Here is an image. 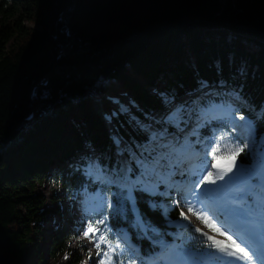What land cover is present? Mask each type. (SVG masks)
<instances>
[{
	"label": "trees",
	"instance_id": "16d2710c",
	"mask_svg": "<svg viewBox=\"0 0 264 264\" xmlns=\"http://www.w3.org/2000/svg\"><path fill=\"white\" fill-rule=\"evenodd\" d=\"M208 87L216 97L199 99L202 105L226 104L233 93L257 113L239 106L261 159L264 0H0V264H31L32 256H44L38 245L46 240L47 217L36 187L49 175L68 196L88 186L112 200L113 209L91 219H103L98 227L112 243L129 235L140 256L124 250L128 264H141L157 247L151 241H176L168 223L181 214L174 206L168 217L163 213L171 198L137 187L135 214L127 191L92 183L79 170L94 154L113 177L122 181V160L134 177L139 171L131 158L159 152L145 150L154 130L180 136L171 124L152 119L173 104L182 111ZM223 133L244 149L235 157L251 169L227 121L211 122L199 139ZM176 233L183 235L182 249L207 250L190 226ZM50 240L52 258L69 251L62 230Z\"/></svg>",
	"mask_w": 264,
	"mask_h": 264
},
{
	"label": "rangeland",
	"instance_id": "374dc122",
	"mask_svg": "<svg viewBox=\"0 0 264 264\" xmlns=\"http://www.w3.org/2000/svg\"><path fill=\"white\" fill-rule=\"evenodd\" d=\"M25 24H26L25 26L27 28L33 27V25H31L28 22H26ZM34 30H37V27L34 26ZM214 92H215V90H212L209 87L208 88H202L201 91L195 93V95L193 97H190L189 100L191 103L189 104V107H186L185 109H183L181 111L177 107V105L173 104L172 107L170 105V110L167 111V113H165L164 116L158 115L157 117H155L156 121H153L154 124H161L162 125L164 123H167V124H171V126H173L174 128L178 127L179 134H181L182 137L180 139L175 138L174 135H170L168 137V135L166 134L167 132L165 130L157 131L154 133L155 140L154 141L151 140V143L148 144V148L146 147L147 149H145V150L150 152V151H154V149L157 148L159 150L158 153H160L162 151H167L168 149L166 146L174 144V143H170L171 140H173V141L176 140L175 142H177V144H184L186 141H190L189 140L190 137L193 136L194 139L192 138V144H193L192 147L194 148L195 144L198 145V147H199L198 153H199V157H200V155L203 153V148H204V145L206 144V141H207V140L206 141H200L199 136H198L200 133L199 130H201L200 128L203 127V124L205 126L215 119H218L220 121H222V120L227 121L228 124L230 125L229 126L230 130H232V132L237 135V137L241 141V143H243V145H244V147H245V149H246V151L250 157L252 170L255 171L256 176L259 177L257 179L258 185L254 186L253 191H248V193H250V195H249L250 197H248V194L246 191V192L242 193V195H241L242 199L241 198L240 199L243 200L244 203L250 204L251 208L253 210H255L256 213L261 215L260 211L257 209V203H256L257 200L259 199L258 194L261 191V188H260L261 177H260L259 172L257 171V169L259 168L258 162L260 161V159H258L259 155H258V150H257V144H255V142L253 141L255 134H254V130H253V127L251 126V124L248 123L246 120L241 119V117L239 115V106H242L243 108H246V109H249V107L247 105H245L244 103H241L240 101H238L237 98H235L232 95L233 93H229L228 94L229 100L227 101L226 104H223L222 102H218V99H216L217 102L213 103L216 105H221V104L225 105V108L223 110H220L218 112H215V114H213V115H215V118H213V115H209L207 117H201L200 113L204 109H206L209 105L208 106L202 105L201 103L198 102V100L201 98L202 99L214 98V97H216V94ZM97 106H98V104H97ZM227 106H230V108ZM116 108H118V106H116ZM178 110H179V112H178ZM249 110L253 114H255V115L257 114L251 108ZM177 112H178V114H177L175 119H173L171 121L166 119V117H168L170 114L177 113ZM183 125H187V126H183ZM185 131H186V133H185ZM163 138H166V140H163ZM260 142L264 143V138L261 139ZM192 147H191V151H193ZM195 149H197V148H195ZM117 150L120 152L121 151L124 152L123 149L117 148ZM139 150H140V152L143 151L142 149H139ZM93 155H91L90 158L83 160L84 165H82L80 167V170H79L80 174L86 180H91L92 183L106 184L108 186H116V185L120 186V185H123L122 183H125L127 181V182H129L128 186L132 187V182H136L139 178L144 183L148 184L147 181L149 179L146 177H140V176L137 177V174H136L133 178L131 175V171H126V169H130V168H129L128 164L124 163V162H122V168L120 169V172L123 174L122 183L120 182V180L114 179L113 175L108 174L106 171V168H104L102 166H101L102 172H101V169H93L91 167V165L94 162H97ZM135 157H132L131 161L137 167V162L135 161V159H136ZM188 157H190V155ZM235 158L233 157L231 160L236 161ZM181 159L184 162V161H186L187 158H181ZM218 162H219V165H222V164L224 165L227 163L226 161H218ZM181 167L178 170V174H179ZM172 170L175 171L176 167ZM191 170H188L189 172L185 175V179L188 176H192L190 174ZM113 171L116 172L117 170H113ZM138 171H140V170H138ZM159 171L164 173L162 168L159 169ZM204 175H207V173H205ZM193 177H195V176H193ZM130 179H132V180H130ZM196 179H197V177H196ZM108 180H112L115 182L109 183ZM156 180L160 181L159 183L164 185L163 186L164 189L163 190H157V188L159 186L154 185L157 183H153L152 186L154 188V191H146V192L149 193L150 195H156L157 194L159 196H166L167 197L169 195L168 192H171L174 188H176V187H172V184L177 185L178 175H173V176H171L170 179H166V180H161L160 177L156 176ZM204 185H205V183L200 184L199 189H204ZM135 187L136 188L139 187V188L143 189V184H139V183L135 184V186L132 187V190ZM120 188L124 189L122 186H120ZM36 191L39 195H41L44 198V207H45L44 211H45V216L47 218L45 219V222L42 225H43V229H44V237L46 240L44 243H40L38 245L41 248L44 256L40 260L37 258V256H35V255L32 256L31 264H36L37 262H38L37 264H73V262L75 261V258H77V257L81 258V261L83 262L82 264H100V262L103 258V252L107 251V246L102 244L100 255H97L98 250L95 247V241L89 239L88 237H85L84 231L87 229L88 224L92 223L94 221L91 218L93 216H95L99 211L105 209L106 207L109 209L114 208V204H113L112 200L109 199L106 195H104L98 188H91L88 186H84L80 191L76 192L75 195L68 196L67 192L64 190V188H62L61 186L57 185L54 182L51 175L46 177V179L43 181V183L36 187ZM125 191L128 192V189H126ZM97 193L106 197L104 207L99 208L98 210H95V211H90L89 213L86 214L85 202L86 201L88 202V207L90 209L92 207H94L97 204V201L95 199V196ZM177 197L178 196H175V198H177ZM208 197L211 198L213 201L216 200V198H217V196L210 197L209 195H208ZM170 198H171V200H170L171 204L167 205V206L164 205L163 213H164L165 217H168V211L171 207H173L174 205L177 206L180 203V201L178 199H177V201L176 200L173 201L172 200L173 197H170ZM179 198L183 199L184 197H179ZM109 202L111 204V207L107 206ZM130 205H131L133 212L136 214V208H135L133 200H130ZM177 208H178V206H177ZM244 208H245V210H247V207H244ZM178 209L180 212L185 211L182 208H178ZM190 224L193 226L192 233L201 236L200 232L195 231L196 228H199L198 223L195 220H191V223L188 221L184 222L182 220H179L176 222H169L168 226L171 228H174L175 230H179L181 228L186 229L188 227V225H190ZM199 226H200L201 231H202L203 226L202 225H199ZM59 230H62L65 234H67L69 236V240L67 241V244H66L67 248H69V251H66L64 253H60V254L56 255L54 258H52L48 252L49 251V245L51 242L50 238H51V235L53 232H56ZM124 232L126 233L125 230H124ZM100 233H103V232L100 231L97 233V235H99ZM91 235L92 234L90 233L89 236H91ZM181 235L182 234H179V235L177 234L175 240L179 239V237ZM208 235L211 236L210 234H208ZM214 238L216 240H219V238H216V237H214ZM204 239L208 244L210 243L207 241L206 237H204ZM223 240L224 241H222V242H225L224 238H223ZM122 241H123V243H119L120 247L117 248L116 251L112 254L113 264H128V262H125L123 259L124 250H127V251L129 250L134 254H138V249H137L136 245H134L130 241L129 235H127V233H126V235H122ZM226 241H228V240L226 239ZM228 242L230 243V241H228ZM116 243L117 242L112 243L113 246H115ZM160 243L162 244L163 242L160 241L157 243L158 249L160 247V245H159ZM164 243H166V242H164ZM153 244H155V243H153ZM161 247H162V249H164L165 245H162ZM170 249H171V246H168L166 248L167 251ZM153 251H157V248L154 249ZM217 255H221V254L217 253ZM153 258L151 257L148 260L144 261V263L141 262V264H149V261H152ZM207 258H209V256H207L206 254L192 255V254H189L187 252H183L181 250L179 252L173 253L172 258L169 260V263H167L168 261L167 262H165L164 260H162V261H163V264H183L185 261H186L185 264H198L195 262L196 259H198L199 261H205V260H207Z\"/></svg>",
	"mask_w": 264,
	"mask_h": 264
},
{
	"label": "snow or ice",
	"instance_id": "6c2138e0",
	"mask_svg": "<svg viewBox=\"0 0 264 264\" xmlns=\"http://www.w3.org/2000/svg\"><path fill=\"white\" fill-rule=\"evenodd\" d=\"M230 108V106H227ZM225 105H216L210 104L206 109H204L200 115L201 117H207L210 114L223 110ZM179 112V110H178ZM177 113H172L168 117L167 120L171 121L176 118ZM215 118V116H213ZM243 119V117H241ZM250 127V126H249ZM151 140H155V135L150 137ZM167 151H162L157 153L156 155H152L151 153L147 157H142L139 161H137V167L140 170V176H158L161 180L170 179L171 176L175 175V171L172 170L177 167L181 162V158H187L189 155H196L199 157V153L191 152L190 143L184 144H173L168 145ZM244 149L240 147L238 143L233 142L231 139L227 138V134L223 133L220 136H213L211 141L205 144L203 149V156L200 157L199 163L194 165L191 170V175L197 177L196 180L191 181L190 183L193 185V189L191 190V196L196 198V201L203 205L204 210L206 212L210 211L213 215L217 216L219 219V212H223L226 217L239 218L242 220H248L256 215V212L253 211L251 206H248L247 210L245 208L240 207H231V204L234 200L240 199L235 194L238 192H246L253 191L254 185L252 183L256 172L252 169H245L243 165H240L236 168V171L233 175L234 167H222L216 161L221 158H226L229 156L239 155ZM264 151V150H262ZM211 156V160L208 157ZM259 168L257 171L260 174L261 182L260 188L261 191L258 194L259 199L257 200V209L260 211L262 217V223H264V156L260 159ZM91 167L93 169H101V165L99 162H94ZM166 167L169 171L165 174L159 171V169ZM215 170V171H213ZM126 171H130V169H126ZM102 172V169H101ZM207 173V175H204ZM225 177L228 179L224 184L217 185L214 189H206L205 193H196L194 188L196 185L200 184H217L218 180H225ZM123 178V177H120ZM109 183H113L115 181L108 180ZM129 182H125L122 187H127ZM143 184V189L145 191H154L152 185L144 183L141 179L138 178L136 182H132V187L135 184ZM171 186V185H170ZM132 187L128 188V198L134 201V198L131 196ZM208 193H217L222 197L223 203L219 204L216 200L213 201L215 206H209L205 204L202 196L207 195ZM97 204L91 209L88 207V202H85V212L86 214L90 211L98 210L99 208L104 207L106 197L97 193L95 196ZM186 205L188 208V212L192 213L196 216L198 220L202 224H205L206 227H212L218 234L227 236V233L223 232L220 228H216L213 224L212 220L204 215L202 212L195 209L193 204L189 203L186 199ZM111 207L110 202L107 205ZM181 216L187 219L184 216V213L181 212ZM106 219V217H104ZM103 223V219L97 221L95 224L89 223L87 229L84 231L85 237L95 241V247L97 248V255H100L101 245L104 244L107 246V251L103 252V258L100 264H113L112 254L116 251L117 248L120 247L119 241H117L116 245L113 246L112 242L107 239V237L100 233V229L98 227L99 224ZM221 223L228 227L229 231L233 232V235L237 236V240H233L231 236H227L228 242H222L216 240L214 237L209 236L206 232H202L200 228H196V232H200L201 236L206 237L209 243V247L216 249V253H208L206 255L210 256L216 261L221 262V264H254V258L257 261H260V264H264V248H259L256 245V241L254 239L255 236V228L249 226L247 224L237 227L235 223L230 219H225L221 221ZM92 234L89 236V234ZM264 234V233H262ZM217 253L221 255H217ZM231 258V259H230ZM149 264H158L157 260L153 259L149 261Z\"/></svg>",
	"mask_w": 264,
	"mask_h": 264
},
{
	"label": "bare ground",
	"instance_id": "6f19581e",
	"mask_svg": "<svg viewBox=\"0 0 264 264\" xmlns=\"http://www.w3.org/2000/svg\"><path fill=\"white\" fill-rule=\"evenodd\" d=\"M213 114H215V113H213ZM213 114H210V115H213ZM213 116H215V115H213ZM153 121H156V118L155 119H153ZM185 126H187V125H185ZM203 127H204V124H203ZM203 127H201L200 129L201 130H199V132L200 131H202V128ZM175 130H179L178 129V127H175ZM153 132H157L156 130H154ZM178 132V131H177ZM185 133H186V131H185ZM167 135H168V137L170 136V135H173V134H170V133H166ZM180 136L179 137H177V136H175L174 135V137L175 138H177V139H180L181 137H182V135L181 134H179ZM160 138V137H159ZM167 138V137H166ZM166 138H163V140H166ZM192 138L194 139V137L192 136V137H190V141H186L185 143H189L190 142V145H191V147L193 146V144H192ZM162 139V138H161ZM168 139V138H167ZM168 141V140H167ZM176 141V140H175ZM175 141H173V140H171L170 141V143H174V144H177V142H175ZM155 143V142H154ZM156 144V143H155ZM193 148V147H192ZM196 150V149H195ZM120 152V151H119ZM233 162L232 161H227V163L226 164H222V167H228V166H231V164H232ZM182 164H183V161L176 167V170H175V175H178V170H179V168L182 166ZM162 170H163V172L164 173H166V172H168L169 171V169L168 168H166V167H163L162 168ZM230 175H233L232 173H230ZM227 177H225V179H226ZM126 179V178H125ZM258 179V178H257ZM178 181V180H177ZM218 181H224V180H218ZM160 181H157L156 180V178H153V177H151V179H149L148 181H147V183L149 184V185H152L153 183H157V184H154V185H158V186H160V185H162L161 183H159ZM164 186V185H163ZM117 187V186H116ZM131 187V186H130ZM172 187H177V185H174V184H172ZM136 188V187H135ZM134 188V189H135ZM216 188V187H215ZM133 189V190H134ZM174 189H178V188H174ZM173 189V190H174ZM214 189V188H213ZM133 190L131 191V193L133 192ZM201 191L199 192V193H205V190L206 189H200ZM241 193H243V192H241ZM247 194H248V197H250L249 195H250V193H248V191H247ZM208 195L210 196V197H213V196H218V194L217 193H208L207 195H204V196H202L201 197V199H203V200H208V202H209V204L210 205H214L213 204V200L211 199V198H209L208 197ZM214 199V198H213ZM241 201H243V200H241ZM78 210V209H77ZM253 211H255V210H253ZM259 229L258 230H260L261 232H264V226H262V227H258ZM161 241V240H160ZM159 241V242H160ZM163 243L165 242V241H162ZM155 244H153L154 246H157V248H158V245H157V243L158 242H154ZM229 243V242H228ZM160 245V247L162 246V245H164V244H159ZM158 251H160V250H158ZM231 259V258H230ZM95 263V262H94ZM221 264V263H220ZM241 264H243V262H241Z\"/></svg>",
	"mask_w": 264,
	"mask_h": 264
},
{
	"label": "water",
	"instance_id": "95a60500",
	"mask_svg": "<svg viewBox=\"0 0 264 264\" xmlns=\"http://www.w3.org/2000/svg\"><path fill=\"white\" fill-rule=\"evenodd\" d=\"M75 42V40H73L72 41V43L70 44V45H68L64 50H67V49H69L71 46H72V44ZM51 77V72L46 76V82L45 83H42L40 86H45L46 85V83H47V81H48V79Z\"/></svg>",
	"mask_w": 264,
	"mask_h": 264
}]
</instances>
